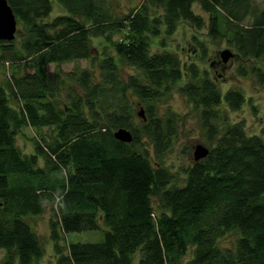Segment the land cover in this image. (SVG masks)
I'll list each match as a JSON object with an SVG mask.
<instances>
[{
  "label": "trees",
  "instance_id": "16d2710c",
  "mask_svg": "<svg viewBox=\"0 0 264 264\" xmlns=\"http://www.w3.org/2000/svg\"><path fill=\"white\" fill-rule=\"evenodd\" d=\"M7 1L23 33L20 52L16 40H0V61L13 63L0 85L2 264H35L41 256V241L25 215L41 213L47 202L57 216L50 220L55 241L60 231L99 228V220L107 225L99 241H71L65 251L56 243L57 264H131L136 251L137 264H264V128L252 135L241 123L222 130L227 115L220 111L216 81L194 63L183 66L176 52L150 48L161 26L168 34L182 18L201 26L192 9L199 3L210 15L212 38L225 37L236 57L264 63V0H142L119 15L111 0H57L67 12L52 18V0ZM113 33L122 36L113 40ZM93 36H103L114 50L96 61L99 78L89 68L78 76L48 70L50 63L89 58ZM21 64L32 70L18 72ZM122 64L138 72L124 79ZM250 70L264 82L260 66ZM184 74L188 80L178 89L199 110L212 147L188 168L184 184L173 185L171 173L140 145L145 135L156 155L168 147L174 115L162 119L151 102ZM70 80L83 94L71 87L62 101ZM134 97L147 102L140 127ZM224 99L236 109L245 97L230 88ZM26 125L51 126L54 135L39 137L35 151L24 153L15 134ZM119 127L132 131L130 142L114 138ZM228 230L238 237L232 247H220Z\"/></svg>",
  "mask_w": 264,
  "mask_h": 264
},
{
  "label": "rangeland",
  "instance_id": "374dc122",
  "mask_svg": "<svg viewBox=\"0 0 264 264\" xmlns=\"http://www.w3.org/2000/svg\"><path fill=\"white\" fill-rule=\"evenodd\" d=\"M261 3L262 0H251ZM142 0H111V9L115 15L128 13L137 7ZM193 12L201 16L203 23L198 26L191 19H179L177 26L172 33H166L163 26L160 27V32L151 39V51H159L167 48L177 53L183 66L186 68L190 63H194L201 73L206 72L216 81L220 87L222 94V106L220 111L227 115L224 120H221V128L224 130L228 125L241 123L245 132L249 135L261 134L264 128V82L259 81L257 76L251 72V66H260L264 72V63L261 59L234 57L230 58L227 63L223 64L220 58V52L224 49H230L235 54L237 50L233 47L225 37L212 38L209 34V13L206 12L199 3L192 4ZM158 13L162 12L160 8ZM66 9L57 0H52V9L48 18H52L57 14L66 13ZM22 25L17 22V29L14 40L20 52V39L22 38ZM122 36V33H113L112 39L116 40ZM163 42V43H162ZM91 56L82 58L76 61H67L60 64L50 63L48 70H58L62 73L72 72L78 74L85 68H89L99 78L100 69L98 62L112 53L113 47L109 41L103 36H93L90 40ZM243 66L247 69L246 73H240L239 68ZM26 68L31 71L32 67L26 64H21L18 72ZM13 63H8L5 60L0 61V85L5 83V79L11 75ZM16 72V73H18ZM138 72L133 66L122 64L119 69V74L124 79H127L129 73ZM188 80V76L184 74L182 80L168 87L165 93L156 98L153 103L154 112L156 115L166 119L169 115H174V132L169 139L168 147L159 155L155 154V149L152 140L143 136L140 147L148 148L149 157L152 162L157 161L171 173L170 184L182 185L187 178V170L194 162L193 153L196 144L200 143L211 148L208 143V137L205 128L202 125L199 110L196 109L187 99V97L179 91L178 86ZM71 87L77 94H83L75 80H70L63 85L61 94L62 101L67 100V95L71 92ZM240 90L245 100L236 108H230L224 99V93L227 89ZM135 98L132 105L136 115L135 123L138 127L141 126V118L137 112L144 108L146 103L139 98ZM11 103L15 104V100L11 98ZM222 114V115H224ZM54 131L51 126L42 127L36 130L29 125L23 126L15 134V143L24 153H32L35 151V141L41 136H45L47 140H51ZM39 164H44V161L39 157ZM156 211H159V204L156 199H153ZM55 212L51 208V204L47 202L44 210L38 214H27L25 220L30 224L34 233L41 241L42 254L35 260V264H57L58 253L56 251V243L61 250L65 251L71 241H99L104 236V230L107 225L99 220V228L87 229L81 231H70L64 233L60 231L59 239L55 241L51 237L50 220L56 219ZM238 237L236 230H228L219 239L220 247H232ZM6 254V249L0 247V264ZM139 251L133 255L131 264H137ZM186 259V258H185Z\"/></svg>",
  "mask_w": 264,
  "mask_h": 264
},
{
  "label": "water",
  "instance_id": "95a60500",
  "mask_svg": "<svg viewBox=\"0 0 264 264\" xmlns=\"http://www.w3.org/2000/svg\"><path fill=\"white\" fill-rule=\"evenodd\" d=\"M17 17L13 12L7 0H0V40H13L17 29ZM234 57V52L230 49H224L220 52L222 63H227L230 58ZM138 115L145 120L143 108L138 111ZM113 136L124 142H130L133 138L131 130L126 127H119L113 132ZM209 153V149L203 144H196L193 158L195 161L203 159Z\"/></svg>",
  "mask_w": 264,
  "mask_h": 264
}]
</instances>
